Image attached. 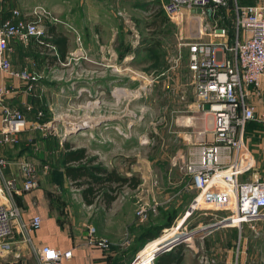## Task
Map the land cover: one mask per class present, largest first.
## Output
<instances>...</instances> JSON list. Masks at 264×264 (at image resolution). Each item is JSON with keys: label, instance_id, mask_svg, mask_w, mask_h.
<instances>
[{"label": "rangeland", "instance_id": "374dc122", "mask_svg": "<svg viewBox=\"0 0 264 264\" xmlns=\"http://www.w3.org/2000/svg\"><path fill=\"white\" fill-rule=\"evenodd\" d=\"M33 6L67 24H56L67 38L65 59L39 72L45 96L33 100L38 108L34 120L47 122L46 129H35L46 132L48 164L59 166L56 158L67 138L84 144L105 166L140 178L137 187L122 188L103 208L98 201L82 203L78 189L60 169H52L50 202L57 220L104 238L107 250L139 237L137 256L167 231L183 238L196 230L198 234L180 242L187 264H264V215L232 224L225 209L190 204L197 191L183 163L199 141L211 136V115L197 107L187 69L185 43L195 34V21L185 12L172 18L162 13L166 21L160 32L149 30L153 7L161 8L158 0H0V14ZM230 9L225 12L231 19ZM74 33L80 36L79 46ZM21 42L26 45L28 39ZM52 51L47 46V53ZM138 198L157 202L156 211L143 220L134 213ZM167 220L154 239L140 236L143 229ZM200 254L208 262L200 261ZM146 257L138 264H150Z\"/></svg>", "mask_w": 264, "mask_h": 264}, {"label": "built area", "instance_id": "2783aa9c", "mask_svg": "<svg viewBox=\"0 0 264 264\" xmlns=\"http://www.w3.org/2000/svg\"><path fill=\"white\" fill-rule=\"evenodd\" d=\"M158 1L165 16L172 18L185 11L196 23L195 34L185 43L187 69L191 73L197 107L204 110L203 105L207 104L208 109L204 111L211 115L210 139L199 141L183 163L190 185L197 191L190 204L193 203V208L225 209L229 211L225 217L231 219L232 224L259 218L264 214V177L254 171L249 178L241 179L239 175L253 162L243 140L242 128L246 121L255 118L253 100L260 98L264 91V2L237 5L232 0L233 38L229 42L227 29L219 24L220 16L217 15L218 8L225 7L227 0ZM193 7L200 8L201 12L191 14L189 9ZM206 9L210 10L209 16ZM57 23L67 25L41 6H33L28 11L14 8L6 18H0V73L15 77L26 84L27 89L31 88L41 75L25 68L11 70L8 41L14 38L26 41L32 37L42 44L48 38L47 25ZM74 36L79 46L80 37L77 33ZM44 45L54 51L52 45ZM8 92L0 88V143L16 142L18 132L27 123L19 109L2 104ZM37 126L47 127V122ZM4 164L5 158L0 155V173ZM18 167L21 189H34L38 184L35 163L24 158L18 161ZM0 184L3 197L0 200V251L10 249L14 231H17L33 255V262L9 259L0 260V264H62L70 258L71 248L33 244L30 231L40 226L41 216L32 213L28 219L22 218L21 209L12 198L13 179L3 178ZM156 207L155 200L138 198L135 216L143 220L155 212ZM96 243L100 248L106 246L104 238H98ZM137 253L129 264L135 261ZM201 257L200 254V261L208 262Z\"/></svg>", "mask_w": 264, "mask_h": 264}, {"label": "crops", "instance_id": "0c3cea01", "mask_svg": "<svg viewBox=\"0 0 264 264\" xmlns=\"http://www.w3.org/2000/svg\"><path fill=\"white\" fill-rule=\"evenodd\" d=\"M227 1L228 5H231L232 7L231 11H233V1ZM235 1L237 2V5L264 2V0ZM7 16L8 15L4 13L0 14L1 19L6 18ZM34 47L36 46H34L33 38H28V43L26 45H23L22 42L16 38L8 41V54L9 61L11 60V70L18 71L25 68L28 71L39 73L46 67L50 68L61 63L55 62L48 65L42 57H37L38 52L34 51ZM39 82H41L40 78L31 85V88L27 89L26 84L19 79L0 73V88L9 91L3 96L2 104L19 109L27 121L26 126L18 132L16 142L0 143V155L5 158V164L0 173V181H2L3 178L13 179L14 190L12 192V198L21 209L22 218L28 219L32 213H38L41 216L40 226L37 229L30 231L31 240L34 245L46 243L50 246H56L59 248H71L72 254L70 258L64 260L62 264H128V262L132 260L134 253L140 248L139 245L141 241L139 237L136 239L134 237L130 243V239H128L127 244L118 247L112 246L110 250H107L106 248H100L96 243L98 238L94 237L89 232L87 233L85 230L78 231L76 227L69 229L57 220L55 209L50 202V196L52 194L50 193L49 183L51 181L52 164H48L49 161L46 159L47 149L44 147L46 137H42L46 132L35 129H46V127L37 126L41 125V123H43L42 120L45 121V119L39 120L42 122L34 120L38 108H34L33 105L35 102L33 100H37V97L42 99L43 96H45L43 87L38 84ZM98 87L100 88L101 85L99 84ZM253 102L255 106V118L246 121L242 128L243 140L252 155L253 162L248 170L239 175L241 179L249 178L251 171H254L260 177H264V114H260L263 112L262 109L264 108V91L260 98L254 99ZM28 113H31V118H28ZM1 126L2 122L0 121V128ZM31 130L34 133L39 132L41 137L37 138L34 134L29 133ZM63 140H67V138H64ZM73 145L86 147L84 144ZM61 152L62 150L56 158L58 160L59 168H61V165L59 164ZM24 158L34 162L38 171V184L34 189L29 191L21 189L22 177L18 167V161ZM78 195L82 203H84L80 193H78ZM0 200H3V197L0 196ZM95 201L101 203L99 200ZM113 201L114 199L110 202V205ZM101 205L103 208L105 207L102 203ZM109 206L106 208H109ZM97 235H100V233H97ZM148 246L151 250L146 253ZM124 247L129 248L123 250ZM144 251L145 252L141 250L139 252L135 263L133 264L145 261L144 257H146V255L144 253L148 254V258L146 257V259L148 263L151 264V260L157 255V252L152 248L151 243L147 244ZM183 257L178 264H187V262L183 260ZM9 259H23L33 262V255L30 246L20 237L17 231H14L10 249H1L0 251V260ZM190 263L192 264L191 261Z\"/></svg>", "mask_w": 264, "mask_h": 264}, {"label": "trees", "instance_id": "16d2710c", "mask_svg": "<svg viewBox=\"0 0 264 264\" xmlns=\"http://www.w3.org/2000/svg\"><path fill=\"white\" fill-rule=\"evenodd\" d=\"M228 6L227 1L225 7L218 8L217 15L220 16L219 24L225 26L227 29L228 41L230 42L233 38L232 20L234 13L231 11L230 19L228 13L225 12V8ZM230 10H232V7ZM162 13L161 8L155 9L153 7L150 19L146 25L149 30L155 29L160 32L161 27L166 21L165 14L163 13V15ZM47 35L48 38L44 39L42 44L33 38L34 46H36L35 52L40 53V57L46 60L48 65L55 62L62 63L67 53V38L63 31L57 28L56 24H48ZM44 43L52 45L54 51L47 53V45H44ZM146 50L152 52L153 47H148ZM59 164L61 168L55 166L52 169L61 170L62 175L69 180L70 185L78 189L82 200L86 204L99 200L105 207H108L122 188H135L140 183L137 173L120 172L115 165L105 166L97 159L96 155L88 154L85 147L74 146L67 140L62 141ZM51 171V176L56 174L54 170ZM168 221L152 224L150 228L143 229L140 232V236L145 239L154 237L158 234L161 227L167 225ZM150 242L152 248L157 252V255L152 259V264H178L183 257L182 243H177L181 241L177 240L170 231Z\"/></svg>", "mask_w": 264, "mask_h": 264}, {"label": "water", "instance_id": "95a60500", "mask_svg": "<svg viewBox=\"0 0 264 264\" xmlns=\"http://www.w3.org/2000/svg\"><path fill=\"white\" fill-rule=\"evenodd\" d=\"M189 12H190L191 14H199V13L201 12V9L198 8V7H193V8H190V9H189ZM205 13H206L207 16H209V14H210V10L206 9V10H205ZM203 109H204V110H207V109H208V105H207V104H204V105H203ZM0 186H1V184H0ZM196 234H198V232H196V233H194V234H192V235H196Z\"/></svg>", "mask_w": 264, "mask_h": 264}, {"label": "bare ground", "instance_id": "6f19581e", "mask_svg": "<svg viewBox=\"0 0 264 264\" xmlns=\"http://www.w3.org/2000/svg\"><path fill=\"white\" fill-rule=\"evenodd\" d=\"M264 215V214H263ZM261 217V216H260ZM231 222V221H230ZM196 227V226H195ZM203 231H205V230H200V232H203ZM197 231L196 230H194V231H191V233L190 234H188V235H186V237H183V238H176L175 237V235L174 234H172L177 240H179V241H184V240H188L189 239V237H190V235H192V234H194V233H196Z\"/></svg>", "mask_w": 264, "mask_h": 264}]
</instances>
